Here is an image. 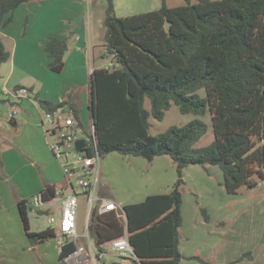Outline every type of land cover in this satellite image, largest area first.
Returning <instances> with one entry per match:
<instances>
[{
    "label": "trees",
    "instance_id": "1",
    "mask_svg": "<svg viewBox=\"0 0 264 264\" xmlns=\"http://www.w3.org/2000/svg\"><path fill=\"white\" fill-rule=\"evenodd\" d=\"M28 1L0 0V25H8L15 9ZM185 1L168 6L163 0L158 9L119 16L115 0H106L105 49L113 61L111 67L95 68L91 77L90 108L101 156L117 151L153 161L168 155L176 165L177 180L170 192L123 206L126 225L114 213L97 214L90 223L97 244L122 236L126 228L145 264H180L184 257L181 186L187 166L218 165L229 193L264 180V0ZM44 48L49 68L62 71L67 38L50 36ZM9 58L0 41V64ZM200 90L205 91L203 96ZM35 98L46 113H55L65 104L38 93ZM147 98L150 110L145 107ZM173 102L182 113L210 115L214 140L209 145L195 146L208 130L198 117L150 134L151 115L162 120ZM71 109L84 126L79 109ZM84 143L79 141L78 147ZM56 190L47 185L41 192L43 201L56 200ZM17 204L32 246L58 232L64 235L58 225V232L51 226L31 230L29 210L34 207L29 199H19ZM201 211L209 219L206 209ZM76 249L75 241L67 239L60 247L58 264ZM192 258L213 264L200 256Z\"/></svg>",
    "mask_w": 264,
    "mask_h": 264
},
{
    "label": "crops",
    "instance_id": "2",
    "mask_svg": "<svg viewBox=\"0 0 264 264\" xmlns=\"http://www.w3.org/2000/svg\"><path fill=\"white\" fill-rule=\"evenodd\" d=\"M98 2L102 0H96L94 6L91 0H30L15 9L8 25H0V41L10 52V58L0 64V89L10 96L0 100L10 104L8 111L0 107V264H39L34 252L39 244L29 243L17 201H30L47 185L59 189L67 184L51 150L54 138L48 137L44 127L46 112L34 95L38 93L55 103L65 101L57 112L66 115L71 108H77L84 127L93 124L92 72L95 68H108L104 60L111 58L104 40L107 2L97 7ZM50 36L68 40L65 65L60 72L48 66L50 57L44 43ZM22 87L29 93L32 89L30 95L16 96ZM157 164L177 174L173 160L157 156L151 165L156 168ZM160 176L163 175L152 181V194L169 191L156 192L164 185ZM180 250L183 253L181 247Z\"/></svg>",
    "mask_w": 264,
    "mask_h": 264
},
{
    "label": "rangeland",
    "instance_id": "3",
    "mask_svg": "<svg viewBox=\"0 0 264 264\" xmlns=\"http://www.w3.org/2000/svg\"><path fill=\"white\" fill-rule=\"evenodd\" d=\"M105 1L98 2L97 7L102 6L106 3ZM95 4L96 0H91V6ZM162 4L163 0H115L116 13L119 16L155 10ZM166 4L179 6L186 4V1L166 0ZM104 61L111 67L112 58H105ZM1 86L0 84V88ZM31 91L32 89L30 93ZM199 93L203 96L205 91L200 90ZM7 97L10 96L4 95L0 89V100ZM9 106L8 101H0V107L4 110L8 111ZM145 107L148 110L151 109L148 98L145 100ZM10 109L12 110V107ZM195 117L201 118L208 125L207 132L195 143V146L209 145L214 140L210 115L208 113L206 115L182 113L174 102L165 112L162 120L151 115L150 134L163 132L172 125H184ZM53 124L46 118L44 127L49 138H54L50 131ZM162 157L171 159L168 155H162ZM151 162L142 156L124 155L117 151L101 156L99 194L122 205L141 202L145 200L147 194L154 192L152 187L155 189V185L152 181L161 174L163 175L160 176L161 182L164 185L156 192L168 190L170 192L172 184L177 180V174L168 171L162 167V164L161 166L157 164L155 168ZM184 181L181 186L183 220L180 227V247L184 253L182 264H204L192 258L193 256H200L213 264H225L233 260H237L235 264H264V180H261L255 187L242 185L236 193H229L224 185L223 172L218 165H208L206 168L201 165H190L184 170ZM201 208L206 209L209 219H206ZM86 214V200L80 194L79 242L90 246L89 237L85 235ZM50 217H54L53 223L48 222ZM60 217L61 206L58 199L29 210L30 225L33 231L51 226L58 232L57 222ZM90 238L95 241L92 233ZM67 239L58 232L55 237L39 244L37 250H34L38 255L37 263L58 264L59 241L65 242ZM63 264L66 262L63 261Z\"/></svg>",
    "mask_w": 264,
    "mask_h": 264
},
{
    "label": "built area",
    "instance_id": "4",
    "mask_svg": "<svg viewBox=\"0 0 264 264\" xmlns=\"http://www.w3.org/2000/svg\"><path fill=\"white\" fill-rule=\"evenodd\" d=\"M27 94L28 89L25 87L15 92L18 97H24ZM45 117L54 123L50 128L54 136L51 150L67 178V184L56 190V197L61 206V217L57 225L68 240L75 241L77 244V249L65 258L66 264H145L144 259L136 254L126 228L122 236L99 244L90 238V223L97 214L114 213L125 225L127 222L123 206L99 194L101 154L97 147L94 124L88 128L81 126L72 110L66 115L60 112L45 113ZM81 140L85 143L78 147V142ZM89 148L92 150L91 154L87 153ZM80 194L86 200L85 235L89 237L90 246L79 242ZM44 203L41 193L34 195L30 200L32 207H39ZM54 221V217L48 218L49 223ZM64 243L60 240L59 246H63Z\"/></svg>",
    "mask_w": 264,
    "mask_h": 264
},
{
    "label": "water",
    "instance_id": "5",
    "mask_svg": "<svg viewBox=\"0 0 264 264\" xmlns=\"http://www.w3.org/2000/svg\"><path fill=\"white\" fill-rule=\"evenodd\" d=\"M167 27H169V23L167 24ZM107 54H108V55H111V53H110V52H108Z\"/></svg>",
    "mask_w": 264,
    "mask_h": 264
}]
</instances>
